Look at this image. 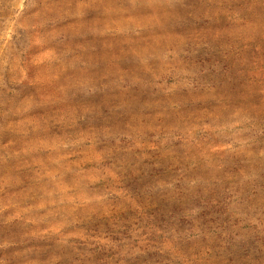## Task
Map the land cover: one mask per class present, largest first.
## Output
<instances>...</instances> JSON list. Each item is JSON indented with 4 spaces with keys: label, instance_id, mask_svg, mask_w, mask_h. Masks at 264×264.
<instances>
[{
    "label": "rangeland",
    "instance_id": "374dc122",
    "mask_svg": "<svg viewBox=\"0 0 264 264\" xmlns=\"http://www.w3.org/2000/svg\"><path fill=\"white\" fill-rule=\"evenodd\" d=\"M0 264H264V0H0Z\"/></svg>",
    "mask_w": 264,
    "mask_h": 264
}]
</instances>
